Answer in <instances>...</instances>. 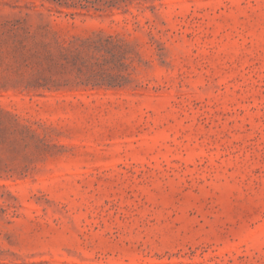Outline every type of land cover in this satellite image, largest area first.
<instances>
[{
	"label": "rangeland",
	"instance_id": "374dc122",
	"mask_svg": "<svg viewBox=\"0 0 264 264\" xmlns=\"http://www.w3.org/2000/svg\"><path fill=\"white\" fill-rule=\"evenodd\" d=\"M0 264H264V0H0Z\"/></svg>",
	"mask_w": 264,
	"mask_h": 264
}]
</instances>
